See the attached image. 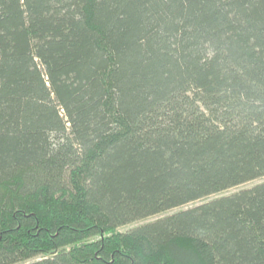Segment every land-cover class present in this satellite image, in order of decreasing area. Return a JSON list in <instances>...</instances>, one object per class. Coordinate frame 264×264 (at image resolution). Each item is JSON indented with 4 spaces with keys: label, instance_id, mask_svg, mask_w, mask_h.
Wrapping results in <instances>:
<instances>
[{
    "label": "trees",
    "instance_id": "1",
    "mask_svg": "<svg viewBox=\"0 0 264 264\" xmlns=\"http://www.w3.org/2000/svg\"><path fill=\"white\" fill-rule=\"evenodd\" d=\"M262 179L264 0H0V264H264Z\"/></svg>",
    "mask_w": 264,
    "mask_h": 264
},
{
    "label": "rangeland",
    "instance_id": "2",
    "mask_svg": "<svg viewBox=\"0 0 264 264\" xmlns=\"http://www.w3.org/2000/svg\"><path fill=\"white\" fill-rule=\"evenodd\" d=\"M263 181H264V179L259 180V181H255V182H252V183H249V184H246V185H243V186H241V187H239V188H237V189H233V190H231L230 192H227L226 194L229 195V194H232V193L237 192V191H239V190H243V189H246V188H251V187L254 186L255 184H257V183H259V182H263ZM137 224H138V223H137ZM137 224H134V225L128 226V227L122 229L121 231H127V230H129V229H131V228H134L135 226H137Z\"/></svg>",
    "mask_w": 264,
    "mask_h": 264
}]
</instances>
